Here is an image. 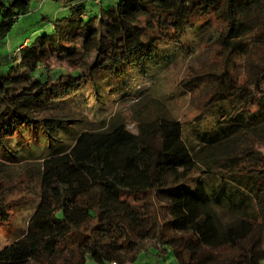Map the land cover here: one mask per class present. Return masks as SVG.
Segmentation results:
<instances>
[{"label": "trees", "instance_id": "trees-1", "mask_svg": "<svg viewBox=\"0 0 264 264\" xmlns=\"http://www.w3.org/2000/svg\"><path fill=\"white\" fill-rule=\"evenodd\" d=\"M56 1L67 13L1 60L0 165H34L38 202L0 264H130L153 247L179 264H263L264 0ZM30 2L0 0V46ZM207 33L224 63L182 84L205 88L201 110L215 109L193 137L190 122L149 112L150 88L138 95L146 103L134 111L136 131L119 113L91 120L64 106L81 86L99 88L101 74L121 76L172 42L164 69ZM11 219L0 193V224Z\"/></svg>", "mask_w": 264, "mask_h": 264}, {"label": "rangeland", "instance_id": "rangeland-1", "mask_svg": "<svg viewBox=\"0 0 264 264\" xmlns=\"http://www.w3.org/2000/svg\"><path fill=\"white\" fill-rule=\"evenodd\" d=\"M30 3L31 13L17 20L4 44L0 46V68L3 70L9 67L6 63H1L3 56L8 54L10 58L16 50L15 55L19 57L17 46L19 47L26 40L31 43L42 34L44 28L41 23L57 20L68 11L64 4L56 0H31ZM87 3L91 6V3L95 2L88 0ZM93 7L95 10L100 9L97 5ZM218 25L214 21L212 27L216 28ZM207 36L208 33L206 39L202 38L196 42L197 45L191 48L190 52L182 53L175 61L161 69L164 60L170 54L172 55L175 49L174 43L165 42L151 56V59L127 66L121 76L116 73L98 76L96 84L99 88L91 84L81 86L78 92L66 96L67 102L64 106L84 113L91 120H98L101 115L104 117V115L119 113L127 122V127L136 131L134 111L146 103L138 95L150 88L152 99L148 103L149 112L155 114L158 109H161L171 117L184 121L185 124L190 122L191 124H187L185 128V134L191 138L194 135L193 129H208L214 123L215 109L209 107L204 113L201 110L209 95L205 88L198 87L191 91L184 88L186 90L184 92L182 84L188 78L210 72L224 63L219 46L208 40ZM197 117L199 119L196 120ZM81 125L78 123L64 130L59 141L54 140V151L68 147ZM257 148H264V146L257 144ZM34 167L26 163L0 165V193L4 192L12 214L11 222L7 226L0 224V249L23 233L38 202L36 188L33 186L36 183L37 174L29 171ZM37 167L36 164V170ZM156 205V209L164 218L165 205L161 201H157ZM158 251L156 247H153L150 252L143 251L138 261L130 264H179L172 251L166 252L163 256H158ZM87 264L97 263L88 257Z\"/></svg>", "mask_w": 264, "mask_h": 264}, {"label": "crops", "instance_id": "crops-1", "mask_svg": "<svg viewBox=\"0 0 264 264\" xmlns=\"http://www.w3.org/2000/svg\"><path fill=\"white\" fill-rule=\"evenodd\" d=\"M115 0H103V3H105V4H111V3H113Z\"/></svg>", "mask_w": 264, "mask_h": 264}, {"label": "built area", "instance_id": "built-area-1", "mask_svg": "<svg viewBox=\"0 0 264 264\" xmlns=\"http://www.w3.org/2000/svg\"><path fill=\"white\" fill-rule=\"evenodd\" d=\"M101 0H93V2H95V3H99ZM114 264H116V263H114Z\"/></svg>", "mask_w": 264, "mask_h": 264}]
</instances>
